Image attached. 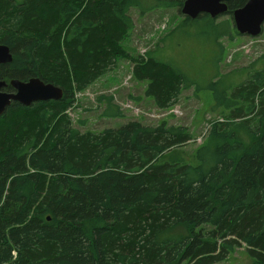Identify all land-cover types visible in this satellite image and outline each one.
I'll list each match as a JSON object with an SVG mask.
<instances>
[{
    "label": "trees",
    "instance_id": "1",
    "mask_svg": "<svg viewBox=\"0 0 264 264\" xmlns=\"http://www.w3.org/2000/svg\"><path fill=\"white\" fill-rule=\"evenodd\" d=\"M184 1L0 0V45L12 54L0 80L63 91L0 116V264H219L242 247L264 264V54L215 105L221 118L190 154L194 164L181 150L195 140L187 126L131 120L81 132L69 116L76 95L120 61L155 108L173 111L193 82L123 42L131 9L181 13ZM247 1H230L224 16ZM203 20L220 28L221 50L222 37H241L228 20L180 22ZM97 101L103 117H123L111 96Z\"/></svg>",
    "mask_w": 264,
    "mask_h": 264
},
{
    "label": "rangeland",
    "instance_id": "2",
    "mask_svg": "<svg viewBox=\"0 0 264 264\" xmlns=\"http://www.w3.org/2000/svg\"><path fill=\"white\" fill-rule=\"evenodd\" d=\"M15 1L21 3L23 0ZM129 13L134 29L128 41L123 42L126 50L140 55L149 53L158 61L172 64L194 85L183 90L178 103L168 114V111L155 108L143 96L145 83L132 78L131 63L120 61L112 72L76 95L75 104L69 111L73 127L81 132L98 133L105 128L120 127L131 120L145 125H156L166 120L173 125L187 126L195 140L181 150L187 156L186 161L194 164L190 154L202 143L210 122L221 118L219 109L222 108L215 105L222 100L224 92L229 95L235 86L249 78L250 64L264 54V25L257 38L238 37L233 33L232 38L222 37L219 40L221 50L214 41L220 28H212L205 20L191 25L181 24L183 15L172 9L155 10L144 16H139L135 9ZM226 20L233 26L229 16L218 17L214 24ZM214 82H217L215 86L212 85ZM99 96H111L123 117H103L104 103L97 101ZM252 262L245 247H242L219 264Z\"/></svg>",
    "mask_w": 264,
    "mask_h": 264
},
{
    "label": "water",
    "instance_id": "3",
    "mask_svg": "<svg viewBox=\"0 0 264 264\" xmlns=\"http://www.w3.org/2000/svg\"><path fill=\"white\" fill-rule=\"evenodd\" d=\"M230 1L232 0H185L180 11L191 20L200 15L217 19L226 14ZM232 22L240 36L249 38L260 36L264 25V0H248L244 6L233 11ZM11 61L12 54L9 48L0 45V64L4 65ZM7 88L13 92L4 91ZM62 96L63 91L59 87L37 78L28 81L10 80L8 83L0 80V116L12 103L29 107L36 102L58 101Z\"/></svg>",
    "mask_w": 264,
    "mask_h": 264
},
{
    "label": "built area",
    "instance_id": "4",
    "mask_svg": "<svg viewBox=\"0 0 264 264\" xmlns=\"http://www.w3.org/2000/svg\"><path fill=\"white\" fill-rule=\"evenodd\" d=\"M127 108L133 109L131 106H126Z\"/></svg>",
    "mask_w": 264,
    "mask_h": 264
},
{
    "label": "flooded vegetation",
    "instance_id": "5",
    "mask_svg": "<svg viewBox=\"0 0 264 264\" xmlns=\"http://www.w3.org/2000/svg\"><path fill=\"white\" fill-rule=\"evenodd\" d=\"M5 91V90H4Z\"/></svg>",
    "mask_w": 264,
    "mask_h": 264
}]
</instances>
